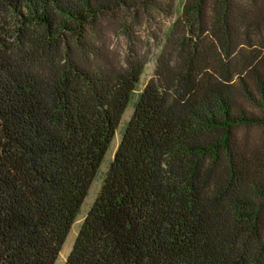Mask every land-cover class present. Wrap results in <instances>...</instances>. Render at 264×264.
<instances>
[{"label":"trees","instance_id":"trees-1","mask_svg":"<svg viewBox=\"0 0 264 264\" xmlns=\"http://www.w3.org/2000/svg\"><path fill=\"white\" fill-rule=\"evenodd\" d=\"M130 103L64 264H264V0H0V264H55Z\"/></svg>","mask_w":264,"mask_h":264},{"label":"rangeland","instance_id":"rangeland-1","mask_svg":"<svg viewBox=\"0 0 264 264\" xmlns=\"http://www.w3.org/2000/svg\"><path fill=\"white\" fill-rule=\"evenodd\" d=\"M107 43L110 46V50L112 51L113 55H122L125 52L126 49V44H125V38L123 37L122 34L117 33V31H114L113 29H111V27H107ZM141 33V32H140ZM142 35H144V33L142 32ZM157 48H153L151 49V51L149 52V61L146 65L145 71L141 76V80L140 83L138 85L137 88V93L139 91H142V89L144 88V86L147 84L148 80L150 78H152V76L154 75V70H155V54L157 53ZM135 100V97L132 101ZM133 112V104L130 103L128 105V107L126 108L120 125H119V129L116 132L115 138L112 142V145L110 147V150L108 151L106 158L101 166V168L98 171L97 177L96 179L93 181L90 189H89V193L88 196L85 198L83 206H82V210L80 215L78 216L77 220L75 221L74 225L72 226V229L68 235V238L62 248V250L60 251V254L55 262V264H64L65 260L72 248L74 239L78 233L79 227L84 219V217L86 216L87 212L89 211L90 207L92 206L95 198L97 197L99 190L101 188L103 179L105 177L106 171L108 169L109 163L111 162V160L113 159L114 153L117 149V146L121 140V136L123 133V130L125 128V125L127 124L128 120L130 119L131 115ZM259 131L257 128H252L249 130V135L252 139H256L259 137Z\"/></svg>","mask_w":264,"mask_h":264}]
</instances>
